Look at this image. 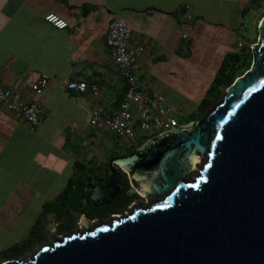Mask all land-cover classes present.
Masks as SVG:
<instances>
[{
    "label": "crops",
    "instance_id": "1",
    "mask_svg": "<svg viewBox=\"0 0 264 264\" xmlns=\"http://www.w3.org/2000/svg\"><path fill=\"white\" fill-rule=\"evenodd\" d=\"M250 1L0 0V85L24 101L38 99L42 106L34 132L0 106V247H15L28 238L37 220L49 222L59 212L57 199L74 197L65 193L74 174L81 191L87 181L103 175L92 153L72 151L69 143L88 128L91 139L108 136L89 125V113L99 102L114 111L123 99L125 83L105 45L112 15L130 26L131 46H144L137 59L138 80L163 94L168 109L178 110L198 100L192 95L193 84L180 83L184 90L178 89L180 78L190 71L193 77L198 56L207 62L201 71L207 80L202 96L222 60L237 53L234 44L240 40L244 17L260 4ZM186 5L194 17L190 25L184 21ZM51 13L67 27L57 29L46 22L44 17ZM43 74L48 84L37 97L31 86ZM72 80L97 84L99 98L89 90H68Z\"/></svg>",
    "mask_w": 264,
    "mask_h": 264
},
{
    "label": "water",
    "instance_id": "2",
    "mask_svg": "<svg viewBox=\"0 0 264 264\" xmlns=\"http://www.w3.org/2000/svg\"><path fill=\"white\" fill-rule=\"evenodd\" d=\"M258 34L193 129L109 160L104 190L125 173L147 204L0 264H264V17Z\"/></svg>",
    "mask_w": 264,
    "mask_h": 264
},
{
    "label": "built area",
    "instance_id": "3",
    "mask_svg": "<svg viewBox=\"0 0 264 264\" xmlns=\"http://www.w3.org/2000/svg\"><path fill=\"white\" fill-rule=\"evenodd\" d=\"M184 21L193 22V14L189 6H184ZM45 21L57 29L67 27V22L56 14H47ZM183 39L187 36L183 35ZM131 28L116 14L112 15L105 36V45L118 68V75L125 83V92L119 107L108 111L103 103L94 104L89 113V125L96 130L106 131L118 140H135L139 143L137 151L145 149L150 142H159L163 137L172 135L176 130H190L194 121L180 123L166 106L165 96L150 90L136 76L137 59L143 53L144 46L130 45ZM240 47V44H238ZM48 78L41 75L31 86L37 97H41L47 87ZM67 89L77 92L89 90L94 98H99L100 89L97 84L72 80ZM0 106L17 114L34 132L41 122L42 106L40 100L24 101L20 95L0 85Z\"/></svg>",
    "mask_w": 264,
    "mask_h": 264
},
{
    "label": "rangeland",
    "instance_id": "4",
    "mask_svg": "<svg viewBox=\"0 0 264 264\" xmlns=\"http://www.w3.org/2000/svg\"><path fill=\"white\" fill-rule=\"evenodd\" d=\"M253 8H255V10L251 11V14H248L244 17L242 26L238 33L240 40L239 42L234 44L236 48V52H237L236 54H231L234 57V62L232 61L228 63V68L234 69V72H233L234 75H238L239 70L240 72L243 71L246 66V64L244 63L249 58L250 59L252 58V53L250 49H251V46L256 44L258 40V36H259L258 26L262 20L261 18L262 14L264 13V0H262L259 5H256ZM250 15H252V17H250ZM238 43H240V47L238 46ZM205 60L206 59L202 54L198 56L193 66V68H196L194 70L193 77L190 71L189 75H187L184 78H180L179 86H178L179 91L181 92L184 90L182 86L184 87L186 85V82L190 84L189 86L193 84L195 88L193 89L192 95H194L195 98H198V100H196L195 102H192L191 104L184 106V108L182 109L171 110L172 114L179 122L185 123L186 121L188 122V121L193 120L194 123H197V122L202 121L206 115L207 111L204 114H200V112L197 111L199 102L202 100L203 97L206 96L205 95L206 91L204 92L205 96L204 95L200 96L203 93L204 87H205V86L202 87V85L207 84V80L201 74L202 73L201 71H204L203 68L206 67L205 65L207 62ZM180 83H182V86ZM223 94L224 92L222 91V89L215 88L209 95H207V100H208L206 104L207 110L211 109L215 104H217L221 100ZM193 128L194 126L192 125L190 126L189 129L191 130ZM88 129L86 133L87 135L81 134L79 138H76V140L73 141V143L71 144L69 143V145H71L69 147L70 149H72V151L75 149L78 152L80 151L79 153L80 154L82 153L85 156L87 155L88 152L92 153V155L94 156V160H98L101 162V165H102L101 171H105L107 169L108 162L110 159L116 156H124L126 155L127 149H130L131 147L136 148L137 146H139V143H136L135 140H128V139L118 140L117 139L118 140L117 141L116 139L112 138V136L114 135L110 133H108L109 137L100 136V138L92 137L91 139L90 136H88V133L90 132V130ZM102 142H106V143L108 142L110 144L106 145V144H102ZM107 159L109 160L106 166L105 164H102V163L103 162L105 163ZM88 174H90V172H88ZM147 203L148 201H144V203H140L138 205H143ZM133 207L134 206H131V208ZM70 231L71 230L69 229L68 232ZM68 232H64V234ZM43 243L44 242H39L38 244H35L33 246L30 245V247H27L22 252L21 258L31 257L34 254V252L43 245ZM19 254H20L19 252L15 251L14 247H11V248H6V247L1 248L0 247V261L11 258L12 256H16Z\"/></svg>",
    "mask_w": 264,
    "mask_h": 264
},
{
    "label": "flooded vegetation",
    "instance_id": "5",
    "mask_svg": "<svg viewBox=\"0 0 264 264\" xmlns=\"http://www.w3.org/2000/svg\"><path fill=\"white\" fill-rule=\"evenodd\" d=\"M110 177V170L107 166V169L103 171V175L96 176L95 180L86 182L82 188V196L80 198H59V212L53 214L49 222L44 220L40 222L32 237V242L17 247L15 251L20 254L11 258H21L22 252L37 240H43L41 242L46 245L51 243L54 238H62L66 235L83 231L85 226L91 228L94 224L107 223L114 218H122L127 214L126 212L129 211L131 206H137L146 201L132 187L125 173L115 175L112 187H107L104 190L109 184ZM100 180L102 181L101 187L96 188ZM69 229L71 230L70 232H68ZM64 232L68 233L64 234Z\"/></svg>",
    "mask_w": 264,
    "mask_h": 264
},
{
    "label": "trees",
    "instance_id": "6",
    "mask_svg": "<svg viewBox=\"0 0 264 264\" xmlns=\"http://www.w3.org/2000/svg\"><path fill=\"white\" fill-rule=\"evenodd\" d=\"M261 1L262 0H251L250 5L251 4L252 5L257 4ZM263 17H264V13L262 14L261 18H263ZM232 61L234 62V57L231 54H228L222 60L220 66L217 70L216 76H215L210 88L206 92V96L201 100V102L199 103V105L197 107V111L200 112V114H204L207 111V108H206V104L208 102L207 95H209L215 88L222 89V91L224 92L227 88H229L234 83L236 78L243 76L245 74V72H247L250 69L251 64H252V58L251 59L249 58L244 63V64H246L245 69L241 72L239 70L238 75H234L233 74L234 69L228 68V63H230ZM244 64H243V66H244ZM191 115H193V114H191ZM191 121H193V120H191ZM188 122L186 121L185 123H188ZM180 123H182V122H180ZM195 124L196 123L193 124L194 127H195ZM134 152H136V148H133V147L126 150L127 155L134 153ZM78 169H79V167L76 166V171ZM75 175L76 174H74V178L76 177ZM74 178L70 179L69 184H68V189L66 190L65 193L68 195L71 193H74V195L73 194L72 195L75 198H80L82 196V192H81L79 185L74 184V182H75ZM40 222H41L40 220H37V222L34 224L32 230H31L30 236L28 238H26L25 240L21 241L17 246L14 247V249H16L19 246H24V245L30 244L32 242V237L34 236L36 230L38 229Z\"/></svg>",
    "mask_w": 264,
    "mask_h": 264
}]
</instances>
